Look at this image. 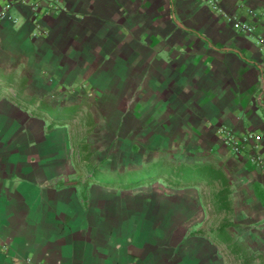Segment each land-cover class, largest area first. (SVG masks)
Instances as JSON below:
<instances>
[{"label": "crops", "instance_id": "crops-1", "mask_svg": "<svg viewBox=\"0 0 264 264\" xmlns=\"http://www.w3.org/2000/svg\"><path fill=\"white\" fill-rule=\"evenodd\" d=\"M57 1L0 20V264H264V0Z\"/></svg>", "mask_w": 264, "mask_h": 264}, {"label": "built area", "instance_id": "built-area-1", "mask_svg": "<svg viewBox=\"0 0 264 264\" xmlns=\"http://www.w3.org/2000/svg\"><path fill=\"white\" fill-rule=\"evenodd\" d=\"M45 1L46 0H0V20L7 16L16 4H28L35 11L41 9L43 6H46L47 12L61 9V6L57 0L49 2L48 5H44ZM208 1L214 8L220 11L222 10L219 0ZM249 13L255 18L258 17V13L253 9L249 10ZM234 25L237 29L245 33H254L256 30V26L254 24L242 19H234ZM259 44L264 47V36L259 37ZM221 133L223 139L233 148L236 153H240L243 148L249 145L256 149L260 139L259 135L255 134L254 132H248L245 135L238 137L233 130L223 128L221 129Z\"/></svg>", "mask_w": 264, "mask_h": 264}, {"label": "rangeland", "instance_id": "rangeland-1", "mask_svg": "<svg viewBox=\"0 0 264 264\" xmlns=\"http://www.w3.org/2000/svg\"><path fill=\"white\" fill-rule=\"evenodd\" d=\"M12 94V95H14L15 94V90H8V91H3L2 89H0V94L2 93H4V94ZM49 115V117H51V118H57V117H61V115H58V114H56V113H53L52 111H50V113L48 114ZM190 171H186V174H185V177H187V175H188V173H189ZM96 175H98L99 176V173H97ZM144 175H146V173L144 174ZM109 177H99V179L100 180H103L104 182H111L112 180L111 179H108Z\"/></svg>", "mask_w": 264, "mask_h": 264}, {"label": "trees", "instance_id": "trees-1", "mask_svg": "<svg viewBox=\"0 0 264 264\" xmlns=\"http://www.w3.org/2000/svg\"><path fill=\"white\" fill-rule=\"evenodd\" d=\"M191 174V173H190Z\"/></svg>", "mask_w": 264, "mask_h": 264}]
</instances>
